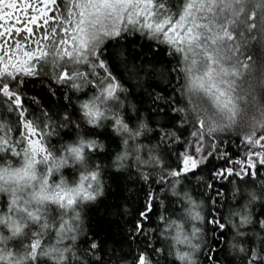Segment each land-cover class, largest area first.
<instances>
[{
  "label": "trees",
  "instance_id": "1",
  "mask_svg": "<svg viewBox=\"0 0 264 264\" xmlns=\"http://www.w3.org/2000/svg\"><path fill=\"white\" fill-rule=\"evenodd\" d=\"M166 2L171 15L175 16L180 0ZM58 3L61 11H66L65 6L70 7V0H58ZM162 39H154L141 33L138 27L129 26L120 37L106 38L101 46V59L124 89L118 98L125 104L128 123L135 127L140 120L147 122V130H141L139 157L148 163L138 168L132 159L136 149L125 147L122 150L120 137L115 136L111 128L106 126L100 131L82 126L85 135L98 137L106 146L105 151L90 154L100 171L105 195L97 197L95 202L78 205L79 220L68 219L69 224L75 225L71 235L77 236L74 264H135V258L142 254L148 255L152 264H176L167 256L162 233L166 219L183 217L184 209L190 207L189 199L193 201L192 210L203 214L202 222H193L204 229L206 240L199 253L200 264H241L243 253H230L228 244L236 225L240 224L241 213L250 220L239 227L241 232L247 233L241 240L244 248L259 249L264 240V228L260 227V222H264V166L253 169L252 175L216 176L217 172L229 168L235 172L240 170V166L234 167L233 161L247 155L242 135L228 131L215 133L206 141L205 154L211 151L212 155L194 173L179 177L168 175L176 170L177 157L189 146L186 142L193 139L191 133L196 127L189 94L183 87L186 82L183 55L175 53L172 46L161 42ZM261 44L264 39H252L241 49L239 59L249 68L247 74L241 72L242 75L236 78L237 91L251 92L248 85L257 79L255 74L264 72V64L257 67L258 59H264L259 55L264 52ZM79 70L91 71L83 65ZM38 72L36 76L20 77L15 90L22 94L28 118L39 120L42 126L47 125L44 131L52 134L46 137L45 143L55 149L77 134L75 125L70 123L79 120L76 101L99 94L96 78L103 79L100 75L103 70L74 81L78 91L73 90L72 83L57 82L50 64H45ZM260 100L264 102V97ZM8 107L7 102L0 104V122L13 129L10 133L13 139H19L15 132L19 127L16 113H9ZM65 123L68 127L62 126ZM166 133L169 134L167 137ZM173 134L180 137V143L175 142ZM117 155L121 156L122 170L119 171L113 167V157ZM7 157L16 164L20 162L19 157L11 154ZM154 160L158 162L154 163ZM64 174L70 181L76 175L73 169H65ZM176 180L180 182L175 183ZM249 189L260 199L250 201ZM0 201V210L6 209L7 198L0 197ZM196 202H202V205ZM146 206L151 208L149 218L142 219L140 213ZM59 211L54 206L51 208L53 216ZM213 220L223 222L224 228L213 224ZM137 224L143 231L135 227ZM57 239L53 232L46 235L44 243H56ZM62 243L70 241L63 240ZM93 243L97 245L95 249L91 247ZM161 249H164L163 255Z\"/></svg>",
  "mask_w": 264,
  "mask_h": 264
},
{
  "label": "snow or ice",
  "instance_id": "2",
  "mask_svg": "<svg viewBox=\"0 0 264 264\" xmlns=\"http://www.w3.org/2000/svg\"><path fill=\"white\" fill-rule=\"evenodd\" d=\"M65 8L66 11L60 10L58 0H0V104L7 102V111L16 113L19 125L15 129L19 139H13L10 136L13 129L0 122V152L24 161L22 168L0 169V188L9 181L19 184L20 181L35 180L38 163L50 162L49 173L57 168L54 150L45 143L51 131L45 132L47 125L42 126L39 120L28 118L22 94L15 90L20 77L36 76L38 69L50 64L57 82L72 83V87L77 88L74 81L103 70L100 73L103 79L96 78L99 94L90 103L82 105L90 122H95L104 116L100 104L117 99L124 91L101 59V46L106 38L120 37L129 26L138 27L141 33L154 39L162 37V43L183 55V71L187 78L185 90L192 104L191 111L195 113L196 131L191 133L193 139L186 142L189 146L178 155L176 170L168 175L179 177L194 173L212 155L211 151L205 154L208 137L233 125L240 113L241 96L246 93L237 92L235 81L242 75L240 69L249 65L242 64L239 55L252 39H264V0H180L175 16L171 15L166 0H70V7ZM81 65L91 71H80ZM116 124L119 126L121 121L117 120ZM257 125L264 129V119L255 122L254 128ZM173 138L175 142H181L174 134ZM244 143L247 155L233 161L234 167L240 166V170L235 172L229 168L217 172V177L252 175L253 169L264 166V131H253L244 137ZM92 146L88 144L89 148ZM211 147L216 148L215 145ZM83 150L84 145L80 144L70 147L68 152L80 160ZM96 177L95 172L90 177L82 176L75 187L61 184L52 197L43 195L42 187V199H53L62 213L65 209L72 210L75 215H71V220H76L78 212L74 206H78V201L95 198L89 191L91 185L85 187V181H95ZM149 211L151 208L146 206L140 213L141 218L148 219ZM196 215L199 217V213ZM33 218L39 219L38 216ZM239 219L237 228L250 222L243 213ZM212 223L219 228L225 226L216 220ZM135 227L143 231L139 224ZM260 227L264 228V222H260ZM74 231L75 225L62 219L56 233L57 242L62 243L66 238L74 240L75 235H71ZM28 244L30 261H38L45 250L44 233H35ZM91 247L95 249L97 245L93 243ZM240 252L243 253L241 264H264V240L259 249L241 248ZM58 264H62L60 257ZM135 264L152 262L148 255L142 254L135 258Z\"/></svg>",
  "mask_w": 264,
  "mask_h": 264
},
{
  "label": "clouds",
  "instance_id": "3",
  "mask_svg": "<svg viewBox=\"0 0 264 264\" xmlns=\"http://www.w3.org/2000/svg\"><path fill=\"white\" fill-rule=\"evenodd\" d=\"M260 47L264 48V44H261ZM259 55L264 57V52ZM262 64H264V59H258L257 67L259 68ZM248 68L242 67L240 71L247 74ZM200 70H204L203 66ZM255 75L257 79L248 85L252 88V91H243L246 95L241 96L242 104L235 123L231 126H225L219 132L228 131L245 137L252 134L253 131H264L258 125L254 128L255 122L264 119V102L260 100L261 97H264V72H257ZM186 83L187 78L183 85L184 88H186ZM73 90L78 91L76 87H73ZM95 96L97 94L94 93L84 100L76 101L79 120L70 123L75 125L77 134L71 141L64 142L58 148H52L57 165L55 171L49 173L50 162L38 163L35 168V180L20 181L19 184L9 181L4 184L3 188H0V197H6L8 201L7 208L0 210V258H2L0 264H38V262L39 264H45V262L46 264H58V257H60L62 264H74L73 253L76 252V235L74 240L64 239L70 241L67 244L56 242L45 245V250L38 257V261L37 259H31L30 261L28 241L37 232L44 233V238L53 232L57 233L61 220L71 219V215H73L70 209H65L62 213L53 199H42V187L44 189L43 195L52 197L55 195L57 186L64 184L67 187H75L79 184L82 176L90 177L91 173L95 172L97 173L95 181L91 179L85 181V187L91 185L89 191L94 193L95 198L92 200H79L78 205L95 202L97 197L105 195L100 182V171L90 154L103 152L106 150V146L98 137L85 135L82 126L100 131H103L106 126L111 128L113 134L120 137L122 150L125 147L135 148L136 152L132 155L133 162L138 168L143 165L144 161L139 157V139L143 136L141 130H147L146 120L138 121L135 127L130 125L124 111L125 104L117 98L101 103L100 108L104 116L95 122H90V118L85 115L82 105L90 103ZM193 116L195 119V113H193ZM65 120L67 121L66 117ZM117 120L121 121L119 126L116 124ZM62 126L68 127V124L65 123ZM89 143L93 145L91 148L88 147ZM80 144L84 145L83 158L77 160L68 152V149ZM0 157H2L0 159V169L12 171L24 166L22 159L16 164L10 161L7 155L2 152H0ZM62 160L63 163H61ZM120 162V155L113 157V167L118 171L122 170ZM65 169L75 171L74 180L70 181L65 176ZM248 198L253 202L260 199L252 189L248 191ZM196 203L202 205V202ZM188 204L190 207L184 209L183 217L180 220H165V228L162 233L166 241L167 256L170 260H174L176 264H200L199 253L206 243L204 229L196 227L193 223L194 221L202 222L203 214L192 210L193 201L191 199L188 200ZM53 206L60 210L55 216L51 212ZM74 207L77 210V206ZM247 211L250 214V209ZM197 213H199V217H197ZM237 215L239 216V214ZM36 216L39 219L33 218ZM79 219L78 215L76 220ZM246 235L247 233L241 232L239 228L234 230L233 238L228 241L230 253H241L240 249L244 248L241 240ZM237 237L240 239H236ZM163 254L164 249H161V255Z\"/></svg>",
  "mask_w": 264,
  "mask_h": 264
}]
</instances>
